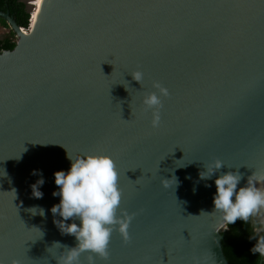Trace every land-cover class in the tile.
Masks as SVG:
<instances>
[{"label":"water","instance_id":"water-1","mask_svg":"<svg viewBox=\"0 0 264 264\" xmlns=\"http://www.w3.org/2000/svg\"><path fill=\"white\" fill-rule=\"evenodd\" d=\"M0 16L17 36L0 52V264H58L55 243L76 245L54 222V173L85 153L113 158L132 216L95 264H230L219 172L199 173L221 160L238 188L264 174V0H45L32 34ZM155 83L169 92L158 127L142 104Z\"/></svg>","mask_w":264,"mask_h":264},{"label":"clouds","instance_id":"clouds-1","mask_svg":"<svg viewBox=\"0 0 264 264\" xmlns=\"http://www.w3.org/2000/svg\"><path fill=\"white\" fill-rule=\"evenodd\" d=\"M34 8L35 5L31 14ZM131 75L140 83L144 77L143 72L139 70ZM154 87L158 92L145 94L142 104L145 110H152V125L158 127L159 110L163 107L162 97L168 96L169 92L159 83H155ZM68 158L71 160L70 169L54 173L58 191H54L53 195L59 196L60 202L52 206L51 212L54 217L58 215L62 218L54 220L61 234L73 235L76 245L69 248L59 242L55 243L64 248L58 264H81L80 256L85 252L89 254L88 264H95L96 257L104 259L109 257V243L114 230H118L125 240L130 239L128 229L132 216L127 210L120 208L122 192L118 183L119 173L111 156L85 153L76 158L68 154ZM224 166L221 160L204 165L205 170L200 171L199 179L211 180L213 175L219 172L214 181L216 193L213 203L215 211L222 215L220 230L226 231L237 219L247 223L250 217H256L264 210V188L257 187V182L260 185L264 183V174L258 175L254 172L247 178L246 185L238 188L243 174L238 169L223 172L221 169ZM32 174L40 177L31 185L32 194L36 198H42L43 192L40 188L45 183L42 170L34 169ZM173 177L175 175L164 180L171 181ZM175 181L177 184L176 177ZM165 186L168 187L167 184ZM205 186L211 187L210 184ZM30 210H35L31 211L35 214L37 208L33 207ZM39 212L44 215L43 208H40ZM70 219L71 223L68 222ZM256 225L257 222L253 220V234L249 239H255L256 243L250 251L264 257V235H261L264 233V218L259 220V226Z\"/></svg>","mask_w":264,"mask_h":264},{"label":"trees","instance_id":"trees-1","mask_svg":"<svg viewBox=\"0 0 264 264\" xmlns=\"http://www.w3.org/2000/svg\"><path fill=\"white\" fill-rule=\"evenodd\" d=\"M0 9L8 11L18 25L26 28L29 26L32 6L26 0H0ZM0 24L10 28L7 21L1 16ZM16 42V33L10 29L8 34L0 38V52L13 49ZM253 220L257 222L256 226H259V222L256 219ZM253 220L250 217L246 223L237 219L226 231L222 232V245L230 264H264V257L259 256V253L253 254L250 251L256 243L255 239H249L250 235L253 234Z\"/></svg>","mask_w":264,"mask_h":264},{"label":"bare ground","instance_id":"bare-ground-1","mask_svg":"<svg viewBox=\"0 0 264 264\" xmlns=\"http://www.w3.org/2000/svg\"><path fill=\"white\" fill-rule=\"evenodd\" d=\"M44 1L45 0H37L36 2V6H35L36 8H34L35 10L33 11L32 21H31V30H30L31 34L34 31L38 21L40 20Z\"/></svg>","mask_w":264,"mask_h":264},{"label":"rangeland","instance_id":"rangeland-1","mask_svg":"<svg viewBox=\"0 0 264 264\" xmlns=\"http://www.w3.org/2000/svg\"><path fill=\"white\" fill-rule=\"evenodd\" d=\"M28 2L29 5H31L32 7H34V5L36 6V2L37 0H26ZM35 3V4H34ZM36 8V7H35ZM35 10V9H34ZM10 32V28L2 26L0 24V38L4 37L6 34H8Z\"/></svg>","mask_w":264,"mask_h":264},{"label":"built area","instance_id":"built-area-1","mask_svg":"<svg viewBox=\"0 0 264 264\" xmlns=\"http://www.w3.org/2000/svg\"><path fill=\"white\" fill-rule=\"evenodd\" d=\"M32 15H33V13L31 14V18H30V21H32ZM25 29H28V28H25Z\"/></svg>","mask_w":264,"mask_h":264},{"label":"flooded vegetation","instance_id":"flooded-vegetation-1","mask_svg":"<svg viewBox=\"0 0 264 264\" xmlns=\"http://www.w3.org/2000/svg\"><path fill=\"white\" fill-rule=\"evenodd\" d=\"M262 211H263V210H262ZM262 211H261V212H262Z\"/></svg>","mask_w":264,"mask_h":264}]
</instances>
